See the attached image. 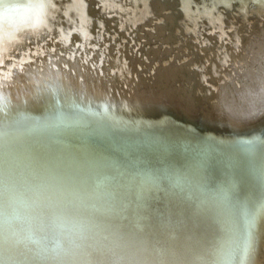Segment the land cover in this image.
<instances>
[{
	"label": "bare ground",
	"instance_id": "1",
	"mask_svg": "<svg viewBox=\"0 0 264 264\" xmlns=\"http://www.w3.org/2000/svg\"><path fill=\"white\" fill-rule=\"evenodd\" d=\"M148 1L132 13L111 0L0 2V51H41L0 69V264H264V139L201 144L167 119L127 146L115 116L86 113L126 101L129 80L130 101L186 122L263 128L264 115L230 120L221 105L239 109L264 77V10L197 17L185 0L175 27L174 8ZM108 31L126 40L121 61ZM222 35L237 42L216 59Z\"/></svg>",
	"mask_w": 264,
	"mask_h": 264
},
{
	"label": "water",
	"instance_id": "2",
	"mask_svg": "<svg viewBox=\"0 0 264 264\" xmlns=\"http://www.w3.org/2000/svg\"><path fill=\"white\" fill-rule=\"evenodd\" d=\"M96 1L99 4L106 6V4H102L103 0H96ZM111 1L114 3V8L116 9H113L107 6L109 10L111 11L124 10V11H127L128 13L134 12L135 7H138V10H140L143 7L148 8V5H149L148 0H111ZM183 1L185 0H158L159 7H168V8L171 7V9L174 8V12L171 10L167 12L165 11V13L171 15L172 17H175V20L179 21L177 23L175 22V27H177V25L184 26L185 23L182 22V20L184 19L182 14L189 13V11H187L184 7H182ZM176 2H178L179 6L178 5L172 6V4H176ZM258 5H261L259 12L263 11L264 10V0H250V1L242 0L240 2L239 0H231L228 3L219 2L218 0H191L189 1L188 7L190 8L192 12H194V14H197V17L198 16L205 17L201 14L202 13L201 10H203V7L208 6L212 10V14H218L219 11L222 10L224 18H227V16L237 17L241 11H251L255 6H258ZM147 13L148 12L143 14V16H145ZM97 28L99 29L101 27L98 25ZM104 35L105 36L108 35L110 36V38L115 39V45L116 47H119L116 57L118 60L120 59L121 61V51L124 47V44L126 43V40L116 35L114 31H108L104 33ZM89 40H91V37ZM225 41H227L226 44H224ZM236 42L227 40L226 35H222V43L217 44V46L219 47V50L217 51L218 56H215L216 59H219V57L221 59L225 58L223 57V54L229 53L228 52L230 50L229 45L236 43ZM12 47L13 45L11 42L6 47L5 50L0 51V53H4L1 56L2 57L1 59L10 60V64L7 65L3 63L2 65H0V69L11 66L12 65L11 63L18 64L19 61L27 62V61L33 60L32 58L35 57L36 54L38 55L41 52L36 49V45L33 48H27L23 46L26 50L24 51L23 48H21V53L25 54V56H23V59H22L21 57L17 55L18 52L15 54L12 51ZM221 47H224V50L227 48L226 52L223 53L222 52L223 50L221 49ZM8 56L10 58H7ZM22 62L20 63V65H22ZM124 71L125 73H128V70H124ZM127 82H129V84L128 83L124 85H122V83L119 84L120 85L119 89L121 91V94L123 96L124 94L128 95V99L126 98L127 99L126 101L124 100L121 101V96H120L119 97L120 101L118 103L114 102V104H109L105 102V104H103L101 102L100 107H98L96 110L87 109L89 112L88 111L86 112L90 116L100 115L101 116L100 118H103L104 120L106 119L108 122H109V118L111 119L110 114L115 116L114 119L112 120L115 121L116 123H114V125L109 128L113 130L127 131L126 135L129 136L128 139L130 140V141L126 140L127 146H131L134 142H137L140 144V141H133L132 139L133 137H131L130 135L132 132H139L140 134L141 133L140 131L145 130V128L150 127V126L155 127L159 123H161L163 120H167V119L173 120L174 123H172V125L174 124V129L178 130L179 132L184 131L186 134L191 133L193 136H195V138L193 137L191 138H193L194 140H201V144L205 142V141H202V138H208V139L213 138L212 140L218 143L230 141V140L236 141V140L250 139V138L256 139L259 137L264 139V127L256 129V130H250L248 132L238 133L230 129H227L226 127H223V124L222 123L219 124L217 119H209L204 114H201L202 116H200L195 123H191V122L184 121L185 118H178L175 113L174 114L172 113L171 115L170 112H165L162 109V107L158 108L157 106H154L153 104H147L145 102H144L145 105L137 104L133 101H130L131 97L135 98L134 96H132L133 94L130 95L131 93L124 91L125 89H128L129 86H131L130 81L127 80ZM210 84L211 83H208L207 85L209 86L211 91L217 90L214 86ZM122 88H124V90ZM140 93L141 92L138 91V94ZM107 107L112 108V109H109ZM106 113H109V118L105 116ZM85 128L88 130V133H85L84 140L87 137H90L92 135L91 129L87 127ZM204 140H207V139H204ZM96 142L97 141L94 140V143ZM179 144H183V143H180V142L174 143V145H179ZM113 148H120V147L114 145ZM127 148L123 146L124 150H126ZM106 151L114 155V152L110 150L109 148H107ZM121 151L123 153L125 152L123 150ZM137 159L138 158L135 159V164L136 163L139 164V161ZM110 165L112 167L109 169H120V167L117 164L110 162ZM117 171L119 172L121 170H117Z\"/></svg>",
	"mask_w": 264,
	"mask_h": 264
},
{
	"label": "clouds",
	"instance_id": "3",
	"mask_svg": "<svg viewBox=\"0 0 264 264\" xmlns=\"http://www.w3.org/2000/svg\"><path fill=\"white\" fill-rule=\"evenodd\" d=\"M239 109L225 108L221 105V114L230 120H246L264 115V77H260L255 87L246 88L241 94Z\"/></svg>",
	"mask_w": 264,
	"mask_h": 264
},
{
	"label": "snow or ice",
	"instance_id": "4",
	"mask_svg": "<svg viewBox=\"0 0 264 264\" xmlns=\"http://www.w3.org/2000/svg\"><path fill=\"white\" fill-rule=\"evenodd\" d=\"M2 2V0H0ZM39 7H43V5H40ZM10 11H16L15 9H10Z\"/></svg>",
	"mask_w": 264,
	"mask_h": 264
}]
</instances>
